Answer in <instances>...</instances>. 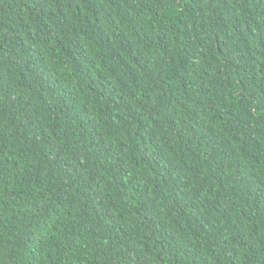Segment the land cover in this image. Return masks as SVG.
Instances as JSON below:
<instances>
[{"label":"trees","instance_id":"16d2710c","mask_svg":"<svg viewBox=\"0 0 264 264\" xmlns=\"http://www.w3.org/2000/svg\"><path fill=\"white\" fill-rule=\"evenodd\" d=\"M0 264H264V0H0Z\"/></svg>","mask_w":264,"mask_h":264}]
</instances>
